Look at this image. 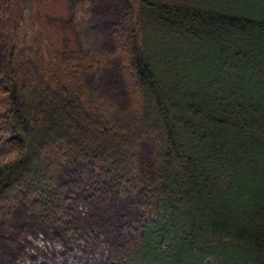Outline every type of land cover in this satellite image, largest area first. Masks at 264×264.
<instances>
[{
    "label": "trees",
    "instance_id": "16d2710c",
    "mask_svg": "<svg viewBox=\"0 0 264 264\" xmlns=\"http://www.w3.org/2000/svg\"><path fill=\"white\" fill-rule=\"evenodd\" d=\"M126 2L113 36L140 103L122 127L83 80L98 58L38 31L20 45L43 0H0V217L28 202L69 233L51 175L66 157L139 193L122 264H264V0ZM143 142L150 176L136 167Z\"/></svg>",
    "mask_w": 264,
    "mask_h": 264
},
{
    "label": "rangeland",
    "instance_id": "374dc122",
    "mask_svg": "<svg viewBox=\"0 0 264 264\" xmlns=\"http://www.w3.org/2000/svg\"><path fill=\"white\" fill-rule=\"evenodd\" d=\"M43 3L25 14L20 45H32L38 31L61 52L98 58L100 65L83 76L85 85L106 105L110 122L127 125L140 97L130 70L123 69L122 51H118L112 27L125 15L126 0H43ZM117 35L123 44V26ZM1 54L0 45V65ZM150 154L144 142L135 150L136 167L149 176ZM71 160L54 159L51 173L67 201L71 213L67 224L71 231L65 233V226L49 221L43 212L30 210L28 202L14 201L0 217V264H122L126 259L138 238L133 237L129 225L136 228L135 202L141 200L139 193L131 197L120 195L109 180H86Z\"/></svg>",
    "mask_w": 264,
    "mask_h": 264
}]
</instances>
